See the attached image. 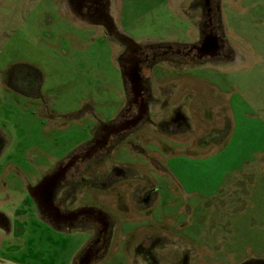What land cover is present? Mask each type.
Masks as SVG:
<instances>
[{"label": "rangeland", "instance_id": "374dc122", "mask_svg": "<svg viewBox=\"0 0 264 264\" xmlns=\"http://www.w3.org/2000/svg\"><path fill=\"white\" fill-rule=\"evenodd\" d=\"M199 1L109 0V8L139 45H185L198 38ZM67 3L0 0V211L12 225L0 231V264H74L92 236L53 227L26 190L123 109L117 40ZM218 5L231 61L155 63L152 85L173 91L158 95L173 99L156 119L168 120L174 103L184 126L145 124L118 141L102 168L127 169L131 179L81 196L115 223L113 243L95 264H136L132 236L148 234L169 238L178 245L171 250L186 248L190 264L264 261V0ZM9 65L21 68V93L3 76ZM121 194L129 208L119 204Z\"/></svg>", "mask_w": 264, "mask_h": 264}, {"label": "flooded vegetation", "instance_id": "af4514ba", "mask_svg": "<svg viewBox=\"0 0 264 264\" xmlns=\"http://www.w3.org/2000/svg\"><path fill=\"white\" fill-rule=\"evenodd\" d=\"M67 1V7L73 12L91 20L93 24L100 25L108 37L117 40L120 48L118 62L125 82L123 109L112 120L98 124L92 131L91 139L82 148L59 162L34 185L28 184L26 190L34 199L40 217L56 229L70 232L75 228H86L91 231V238L76 256L74 264H95L107 253L113 243L116 235L115 223L113 217L104 209L95 203L83 201L81 196L87 188L101 191L104 187L110 188L108 186H116L131 179L129 170L116 166L109 168L106 173L102 168L104 157L111 152L118 141L145 124L150 127L159 126L165 130V126L171 123L177 129L184 126L185 117L180 113L179 106L174 103L171 105L173 107L169 108L171 113L168 120L164 119L166 116L156 119L160 109H166V103L173 99L159 98L158 95L171 97L173 91L165 89L156 91L157 88L152 85L150 76L153 65L170 63L171 66L178 68L186 65L192 68L197 64L220 60V58L230 62L233 57L229 56L220 35L218 0H201L200 7L194 4L195 10L199 13L196 22L198 38L192 44L155 46L139 45L121 33L114 23L109 0ZM135 75H139L137 86L133 84ZM3 76L7 82H10L12 91L21 93V68L9 65L3 71ZM3 147L4 138L0 129V153ZM58 171L62 172V177L53 192L52 204H47L46 192L34 187ZM136 179L139 180L138 177ZM137 193L139 196H144V202L149 201L150 194L142 184L139 185ZM133 195L132 199L139 208L137 197ZM122 197H124L122 194L118 197L119 204H124L123 208H129ZM11 226L10 218L0 211V231L8 234ZM132 238L128 251L134 255L136 264H190L188 250L186 248H182L181 251L171 250L169 244H174V248L178 245L163 235H134ZM251 260L264 264V261L259 259H249L242 264Z\"/></svg>", "mask_w": 264, "mask_h": 264}, {"label": "water", "instance_id": "95a60500", "mask_svg": "<svg viewBox=\"0 0 264 264\" xmlns=\"http://www.w3.org/2000/svg\"><path fill=\"white\" fill-rule=\"evenodd\" d=\"M139 82V75H135L134 85L137 86ZM62 177V172L58 171L53 175H50L43 179L40 184H38L35 189H40L42 192H46L47 204H52L53 192L56 189L58 182ZM34 193V192H33ZM259 262L256 260H251L245 264H258Z\"/></svg>", "mask_w": 264, "mask_h": 264}, {"label": "crops", "instance_id": "0c3cea01", "mask_svg": "<svg viewBox=\"0 0 264 264\" xmlns=\"http://www.w3.org/2000/svg\"><path fill=\"white\" fill-rule=\"evenodd\" d=\"M197 1V0H196ZM3 83H5V82H3Z\"/></svg>", "mask_w": 264, "mask_h": 264}, {"label": "trees", "instance_id": "16d2710c", "mask_svg": "<svg viewBox=\"0 0 264 264\" xmlns=\"http://www.w3.org/2000/svg\"><path fill=\"white\" fill-rule=\"evenodd\" d=\"M7 81V80H6ZM11 89H12V87H11Z\"/></svg>", "mask_w": 264, "mask_h": 264}]
</instances>
